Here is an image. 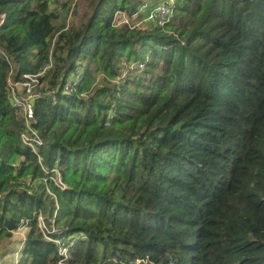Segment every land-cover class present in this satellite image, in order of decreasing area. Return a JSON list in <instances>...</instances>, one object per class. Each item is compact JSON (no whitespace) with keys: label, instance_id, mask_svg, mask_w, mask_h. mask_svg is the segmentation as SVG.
<instances>
[{"label":"trees","instance_id":"obj_1","mask_svg":"<svg viewBox=\"0 0 264 264\" xmlns=\"http://www.w3.org/2000/svg\"><path fill=\"white\" fill-rule=\"evenodd\" d=\"M72 1L0 0V251L25 228L12 264H264V0H168L164 24L163 0H90L56 29Z\"/></svg>","mask_w":264,"mask_h":264},{"label":"built area","instance_id":"obj_2","mask_svg":"<svg viewBox=\"0 0 264 264\" xmlns=\"http://www.w3.org/2000/svg\"><path fill=\"white\" fill-rule=\"evenodd\" d=\"M56 7L59 9V6ZM170 14V3L168 0H163L149 11L148 18L154 20V22L164 24L169 20ZM3 21L4 18L1 16L0 25L3 23ZM47 68H50V65H47L45 70ZM39 74L23 75L22 79L19 81H14L11 78H8L6 81V88L9 91L10 97L12 99V107L24 121L25 132L21 134V140L25 145L31 147L33 151L36 150V146H41L43 144V142L39 139L35 129H33L34 110L31 101L38 94L34 90V87L38 85L37 78ZM52 180L59 188L63 189V184L60 180ZM39 223L43 225V229L40 230L44 234V232H47L48 230L41 220H39ZM54 231L55 230L52 228L50 232ZM57 244L60 246L59 254L64 259L67 253V246L64 242L58 241Z\"/></svg>","mask_w":264,"mask_h":264},{"label":"rangeland","instance_id":"obj_3","mask_svg":"<svg viewBox=\"0 0 264 264\" xmlns=\"http://www.w3.org/2000/svg\"><path fill=\"white\" fill-rule=\"evenodd\" d=\"M89 1L90 0H73L72 3L63 10L62 16L53 21L55 28L58 30H68L71 27L77 25V23L82 20L81 15H83ZM142 19L143 17H139L137 22H139L140 20L142 21ZM120 20H122V18H120ZM22 226L23 225H20L19 227ZM38 226L40 229H43V225L41 223H39ZM24 229L25 228H23L22 230L24 231V233H26L27 229ZM9 252V250L6 251V253Z\"/></svg>","mask_w":264,"mask_h":264},{"label":"crops","instance_id":"obj_4","mask_svg":"<svg viewBox=\"0 0 264 264\" xmlns=\"http://www.w3.org/2000/svg\"><path fill=\"white\" fill-rule=\"evenodd\" d=\"M22 231V230H20ZM25 233L22 231L18 235H13V237L10 239L9 242L4 244V246L1 248L0 251V264H12L13 259L15 257V251L21 241V239L24 237ZM10 251L9 253H6V251Z\"/></svg>","mask_w":264,"mask_h":264},{"label":"water","instance_id":"obj_5","mask_svg":"<svg viewBox=\"0 0 264 264\" xmlns=\"http://www.w3.org/2000/svg\"><path fill=\"white\" fill-rule=\"evenodd\" d=\"M33 127H35V125L33 124Z\"/></svg>","mask_w":264,"mask_h":264},{"label":"bare ground","instance_id":"obj_6","mask_svg":"<svg viewBox=\"0 0 264 264\" xmlns=\"http://www.w3.org/2000/svg\"><path fill=\"white\" fill-rule=\"evenodd\" d=\"M34 129V128H33Z\"/></svg>","mask_w":264,"mask_h":264}]
</instances>
